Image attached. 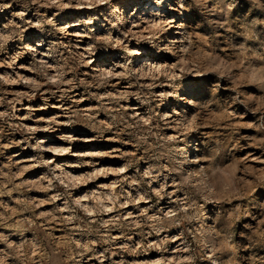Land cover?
<instances>
[{
	"label": "clouds",
	"instance_id": "1",
	"mask_svg": "<svg viewBox=\"0 0 264 264\" xmlns=\"http://www.w3.org/2000/svg\"><path fill=\"white\" fill-rule=\"evenodd\" d=\"M0 264H264V0H0Z\"/></svg>",
	"mask_w": 264,
	"mask_h": 264
},
{
	"label": "rangeland",
	"instance_id": "2",
	"mask_svg": "<svg viewBox=\"0 0 264 264\" xmlns=\"http://www.w3.org/2000/svg\"><path fill=\"white\" fill-rule=\"evenodd\" d=\"M82 13H70L67 17H65L66 19H70L76 15H81ZM50 113L49 112H42V113H38V115H49ZM65 131H69V129H65ZM78 134H81V135H87V133L83 132L82 129H76L75 130ZM111 145L109 144H99V145H77L78 148H88V147H97V148H108L110 147ZM13 151H19V149H14ZM24 156H28L30 155V153L28 152H25L23 153ZM108 163H116L115 161H106ZM31 175H35V173H32Z\"/></svg>",
	"mask_w": 264,
	"mask_h": 264
}]
</instances>
